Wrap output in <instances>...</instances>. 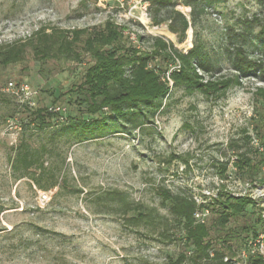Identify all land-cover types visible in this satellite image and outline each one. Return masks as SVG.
<instances>
[{
  "label": "rangeland",
  "instance_id": "obj_1",
  "mask_svg": "<svg viewBox=\"0 0 264 264\" xmlns=\"http://www.w3.org/2000/svg\"><path fill=\"white\" fill-rule=\"evenodd\" d=\"M196 3L194 22L185 0L161 8L153 0H0V45L25 39L40 27L94 28L111 21L146 51L157 37L184 53L195 40L203 41L215 67L212 72L198 69L203 82L235 73L229 35L249 57L264 61L257 36L261 26L247 22L256 16L264 23V0ZM173 17L188 21L181 40V29L170 27ZM89 63L84 56L82 62L50 59L42 64L28 52L22 62L0 67V264H168L184 243L167 241L151 224L130 220L133 211H122L125 203H143L172 218L162 187L186 193L198 204L224 190L250 195L264 207V171L253 183L233 167L238 153L256 158L258 148L264 156L256 127L262 111L257 89L264 88V80L243 77L225 93L209 97L175 85L176 60L163 74L169 92L145 124L132 129L120 118L106 135L97 130L83 138L81 128L62 135L71 121L88 118L72 88ZM24 84L29 96L20 91ZM54 104L65 108L63 118L53 116L40 128L38 109ZM99 118L103 126V115ZM20 145L34 150L43 166L28 174L18 162L16 170ZM33 174H40L48 188H38ZM55 180L58 185L50 187ZM42 192L49 195L45 203ZM234 261L246 263L240 251Z\"/></svg>",
  "mask_w": 264,
  "mask_h": 264
},
{
  "label": "trees",
  "instance_id": "obj_2",
  "mask_svg": "<svg viewBox=\"0 0 264 264\" xmlns=\"http://www.w3.org/2000/svg\"><path fill=\"white\" fill-rule=\"evenodd\" d=\"M153 1L158 8L177 2ZM196 1L185 0V3L192 7L194 22ZM247 22L261 26L257 36L264 53L263 21L254 16ZM170 27L175 32L181 29V40L188 28V21L184 17H173ZM237 35L244 37L242 33ZM228 38L229 42L234 44L235 54L231 57V62L235 73L208 82H203L197 72L198 69L212 72L215 68L208 60L203 41L195 40L192 49L184 53L177 49L172 41L157 37L153 39L152 50L146 51L130 42L120 26L111 21L94 28L40 27L25 39L1 44L0 67L5 68L22 62L28 52L42 64L50 59L82 62L84 56H89L91 63L85 68L81 82L72 88L73 92L79 94V104L84 106L88 118L71 121L61 130L63 135L81 128L80 134L84 138L86 134H93L97 130L101 134H108L116 119L130 122L132 129L152 119L157 102H160L170 89L163 74L167 65L176 60L180 61V67L171 73L175 85L209 97L225 93L232 85L239 84L243 77L252 76L263 81V59L249 57L245 46L234 43L231 35ZM160 63H164L165 67ZM257 91L262 102V111L256 127L257 130L260 129L258 134L264 146V88H258ZM54 101L56 103V100ZM105 110L110 112L108 116L112 119L111 123H106ZM102 115L105 122L103 126L99 118ZM53 116L58 114L49 112L48 107L46 110L38 109L36 119L40 128L49 125V119ZM256 151V158L246 153H238L237 160L233 161L236 173L250 178L253 183L257 182L258 176L264 171L263 153L258 148ZM15 160L14 168H20L19 162L28 174L33 167L43 166L38 165L40 157L36 152L25 145H20ZM226 169L225 164L223 171ZM32 179L38 188H48L41 183L40 174H33ZM57 183L55 180L50 187H55ZM160 194L170 202L172 218L160 216L143 203L134 206L125 203L122 211L125 214L133 211L135 215L130 220L151 224L152 230L167 241L181 240L184 243V250L175 260L169 259L168 264H234V256L238 251H249V243L261 234L264 235V207L250 195H234L220 190L210 201L198 204L192 196L173 193L165 187L161 188ZM203 208L209 209V215L204 222H199L194 214ZM238 243L240 247H236ZM245 260L247 264H264V258L260 254H249Z\"/></svg>",
  "mask_w": 264,
  "mask_h": 264
},
{
  "label": "built area",
  "instance_id": "obj_3",
  "mask_svg": "<svg viewBox=\"0 0 264 264\" xmlns=\"http://www.w3.org/2000/svg\"><path fill=\"white\" fill-rule=\"evenodd\" d=\"M136 4H138V2ZM7 91H9V88H7ZM20 91H22V93L25 96L30 95V88L27 84L22 85L20 87ZM48 111L52 113H56L58 114V116L63 118V113L65 112V108L61 105L54 104L48 107ZM48 198H49V195L46 192L40 193V201L42 203H45L48 200ZM204 202H207V201H202L201 203H204ZM208 215H209L208 208L198 209L194 214L195 218L199 222H204L206 218L208 217ZM263 218H264V211H263ZM240 254L244 259H246L249 254H260L264 258V235L261 234L255 241H251L249 243V251L243 250L242 253ZM225 260H227V258ZM235 264H240V262H236Z\"/></svg>",
  "mask_w": 264,
  "mask_h": 264
}]
</instances>
